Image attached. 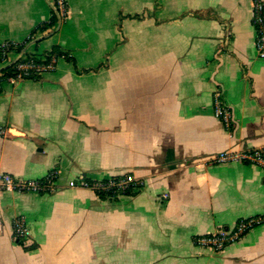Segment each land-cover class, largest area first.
Returning <instances> with one entry per match:
<instances>
[{"label":"crops","instance_id":"obj_1","mask_svg":"<svg viewBox=\"0 0 264 264\" xmlns=\"http://www.w3.org/2000/svg\"><path fill=\"white\" fill-rule=\"evenodd\" d=\"M68 5L42 32L50 0H0V74L21 56L62 53L40 79L0 83V174L58 171L52 194L0 192V264H264V222L220 253L195 244L264 215V170L211 162L264 146L254 0ZM5 42L20 45L7 61ZM125 175L145 186L104 200L77 181Z\"/></svg>","mask_w":264,"mask_h":264},{"label":"built area","instance_id":"obj_2","mask_svg":"<svg viewBox=\"0 0 264 264\" xmlns=\"http://www.w3.org/2000/svg\"><path fill=\"white\" fill-rule=\"evenodd\" d=\"M53 14L61 23L69 16L68 0H50ZM252 24L255 32V47L258 57L264 59V2L254 0ZM20 45L5 42L1 46V58L7 61L8 56ZM61 56L49 52L41 56H21L14 65V72L4 80L11 84L28 80L40 79L44 74L54 72ZM11 65V66H12ZM3 74H0V78ZM215 115L226 129H230L233 120L231 109L223 103L219 92L215 94ZM244 162L261 167L264 170V146L238 151H224L212 158L214 164L227 162ZM58 176L57 170H52L43 179H23L11 174H0V192L52 194L55 192V185ZM83 188L92 190L97 196H106L107 199H117L127 191L134 193L140 191L144 186L143 180L135 179L133 176L111 178L105 181H83L77 180ZM168 199L167 194L161 196ZM264 222V215L255 218L239 220L230 229H221L215 233L204 234L195 238V244L201 248L214 252H223L228 246L238 242L247 232ZM13 231L17 238L26 236L27 227L22 219L15 220Z\"/></svg>","mask_w":264,"mask_h":264},{"label":"trees","instance_id":"obj_3","mask_svg":"<svg viewBox=\"0 0 264 264\" xmlns=\"http://www.w3.org/2000/svg\"><path fill=\"white\" fill-rule=\"evenodd\" d=\"M58 22H59V21H58L56 15L53 14V17H52L51 22L48 23V24H44V25L40 26V27L38 28V30H40V31H42V32H46V31L50 30L51 28H53ZM31 40H32V39H30L29 41H31ZM51 52L54 53V54H57V55H59V56H62V53H61L60 51H58V50H53V51H51ZM67 60L71 61L72 59L67 58ZM13 72H14V65H12V66H10V67L4 69V70L1 72V74H3V77L0 78V83H1L6 77L11 76V75L13 74ZM256 148H257V147H256ZM122 177H123V176H122ZM115 178H118V177H115ZM132 194H134V192H132V191H127L124 195H132ZM100 198H101V199H104V200L107 199L106 196H100Z\"/></svg>","mask_w":264,"mask_h":264}]
</instances>
